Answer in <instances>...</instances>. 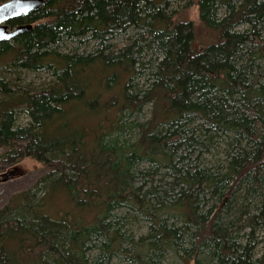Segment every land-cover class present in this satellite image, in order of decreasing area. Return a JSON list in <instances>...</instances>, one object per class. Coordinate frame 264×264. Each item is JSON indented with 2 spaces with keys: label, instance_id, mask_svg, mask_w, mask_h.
I'll list each match as a JSON object with an SVG mask.
<instances>
[{
  "label": "trees",
  "instance_id": "16d2710c",
  "mask_svg": "<svg viewBox=\"0 0 264 264\" xmlns=\"http://www.w3.org/2000/svg\"><path fill=\"white\" fill-rule=\"evenodd\" d=\"M169 1L44 0L7 22L31 29L0 41L2 156L42 171L0 206V264H264V0H189L204 36Z\"/></svg>",
  "mask_w": 264,
  "mask_h": 264
},
{
  "label": "rangeland",
  "instance_id": "374dc122",
  "mask_svg": "<svg viewBox=\"0 0 264 264\" xmlns=\"http://www.w3.org/2000/svg\"><path fill=\"white\" fill-rule=\"evenodd\" d=\"M188 1L189 0H170L169 7L165 11L168 14L177 11L176 16L178 18L191 19L192 21H194L198 30L200 25L197 19L196 6L193 4L184 8V5L188 3ZM135 32L136 31L134 29H127L126 32H124L125 34L118 33L116 35H112L113 38L111 39V42L115 45L123 44L127 42L129 36L134 35L136 37ZM204 34V31L199 28V35L204 36ZM76 44H78L77 46H79L78 52H84V54L92 53L93 50L96 48V42L88 40L87 42L84 43L83 41L80 44L71 43L70 45L68 44L67 46H62L61 49L63 51H66L71 49ZM145 77L146 76L139 79V84H142L144 82ZM51 78L52 75L51 71L49 70H43L37 73H32L29 71H20L21 81L27 84L39 85L43 82L49 81ZM150 115L151 104H147L145 105L143 113L141 115L133 116L132 118L127 120H146L147 118H149ZM19 121L20 123L24 124L26 123L27 118L25 116H22ZM222 147L223 146L220 145V148L217 149L213 146L210 152L207 155H204L205 161H211L218 158V161L221 163V160L224 159V152H222ZM3 151L4 148L0 145V206L4 204L11 195L24 189H27L29 186H31L42 171V166H40L39 163H36L29 158H24L20 162H11L10 158L2 156ZM60 196L61 195L55 197V203L57 201V198L60 201ZM59 206L60 208H64L66 207V203L63 201L59 204ZM120 213L122 212L119 211L118 214ZM132 219L133 218L130 219V217L128 218V221L126 223V229L129 233L133 234V237L136 240L140 236L146 234L148 228L147 223L144 222L141 216H137L136 218H134V220ZM129 221L130 223H128ZM255 237V250L258 254H261L264 251V230L259 232L258 234L255 233ZM197 259L201 261V264H209V261H207L206 257L204 256L198 257ZM120 260L121 259L119 258H114L110 264H123L121 262L125 261ZM195 260L196 258L190 257L187 258V261L185 262L182 258L178 256H169L165 264H194Z\"/></svg>",
  "mask_w": 264,
  "mask_h": 264
},
{
  "label": "water",
  "instance_id": "95a60500",
  "mask_svg": "<svg viewBox=\"0 0 264 264\" xmlns=\"http://www.w3.org/2000/svg\"><path fill=\"white\" fill-rule=\"evenodd\" d=\"M44 4V0H4L0 3V41H7L15 35L30 30L31 25H17L10 28L8 21L25 16Z\"/></svg>",
  "mask_w": 264,
  "mask_h": 264
}]
</instances>
